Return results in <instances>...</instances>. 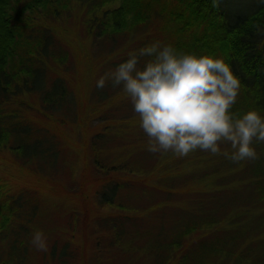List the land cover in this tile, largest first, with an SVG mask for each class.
Here are the masks:
<instances>
[{
  "label": "rangeland",
  "instance_id": "374dc122",
  "mask_svg": "<svg viewBox=\"0 0 264 264\" xmlns=\"http://www.w3.org/2000/svg\"><path fill=\"white\" fill-rule=\"evenodd\" d=\"M83 13L72 0L60 19L45 18L54 44L44 89L56 79L67 100L54 107L39 92H21L1 105L4 120L17 125L13 131L30 129L0 146V198L6 215L12 210L9 235L0 233V264H154L152 242L165 244L166 255L185 234L178 249L191 243L190 264L201 244H215L229 230L239 232L240 255L249 247L243 264H264V143H254L259 159L239 164L199 150L185 158L148 152L124 93L111 82L97 89L96 81L137 47L168 44L173 28L151 20L104 39L86 34ZM239 96L231 111L243 114L252 105ZM37 139L46 152L23 153ZM117 183L112 204L101 202ZM196 221L216 225L209 236L200 225L187 235ZM37 230L46 236V252L31 244ZM174 257L176 264L180 254Z\"/></svg>",
  "mask_w": 264,
  "mask_h": 264
},
{
  "label": "trees",
  "instance_id": "16d2710c",
  "mask_svg": "<svg viewBox=\"0 0 264 264\" xmlns=\"http://www.w3.org/2000/svg\"><path fill=\"white\" fill-rule=\"evenodd\" d=\"M114 1L78 0L84 9L81 23L88 36L108 39L114 32H122L127 27H136L151 20H156L158 24L160 21L168 22L169 29L170 26L173 28L168 34V44L185 53L222 58L239 81L242 102H249L251 110L264 117V0H244L239 5L235 0H217L216 6H213V0H120L117 7H114ZM71 4L72 0H0V146L5 145L15 134L22 140L21 136H27V129H30L20 126L18 135L13 131L17 125L4 120L1 105L7 99L21 92H39L49 99L46 103L54 107L67 100L64 99L65 90L60 87L62 84L56 79L52 78L49 90L44 89L48 72L44 63L52 55L54 44L52 29L46 24L45 18L60 19L62 11H70ZM40 142L37 139L31 144L32 152L28 151L32 146L28 148L29 143L25 144L23 153L32 155L41 150L44 154L46 149ZM121 184H113L114 193L109 201H102L101 196L100 201L112 204ZM1 187L0 184V193ZM5 210L0 198V233L4 231L2 239L9 235L5 231L8 229L9 214L12 213L9 209L6 215ZM203 224L200 225L199 221L198 225L209 236L216 221H205ZM198 225L197 221L187 225L185 233H193ZM238 233V230H229L223 235L225 237L217 236L215 244H201L196 249H199L196 253L198 258L194 257L190 264H243L244 254L249 251V247L245 245L246 252L242 255L238 253V245H235ZM185 235L181 240L173 241V248L166 255L167 247L163 250L165 244L152 242L153 258L162 256L160 260L155 259L154 264H173L176 252L180 254L176 264H189L185 259L188 249L190 252L192 248L191 243L183 251L178 249L184 243ZM215 235L214 238L210 236L212 240ZM229 247H232V251ZM234 253L237 254L235 259L231 256Z\"/></svg>",
  "mask_w": 264,
  "mask_h": 264
},
{
  "label": "clouds",
  "instance_id": "9594fccd",
  "mask_svg": "<svg viewBox=\"0 0 264 264\" xmlns=\"http://www.w3.org/2000/svg\"><path fill=\"white\" fill-rule=\"evenodd\" d=\"M109 82L131 103L148 152L185 158L199 150L234 164L259 159L254 143H264V117L255 110L231 111L240 85L222 58L157 41L128 52L126 60L99 77L96 88L103 90ZM31 244L48 250L40 230Z\"/></svg>",
  "mask_w": 264,
  "mask_h": 264
}]
</instances>
